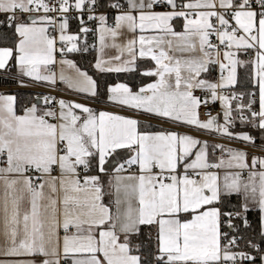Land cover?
Segmentation results:
<instances>
[{
    "label": "snow or ice",
    "instance_id": "obj_1",
    "mask_svg": "<svg viewBox=\"0 0 264 264\" xmlns=\"http://www.w3.org/2000/svg\"><path fill=\"white\" fill-rule=\"evenodd\" d=\"M0 74V264H264V0H0Z\"/></svg>",
    "mask_w": 264,
    "mask_h": 264
},
{
    "label": "trees",
    "instance_id": "obj_2",
    "mask_svg": "<svg viewBox=\"0 0 264 264\" xmlns=\"http://www.w3.org/2000/svg\"><path fill=\"white\" fill-rule=\"evenodd\" d=\"M73 30H75L74 27H73ZM90 40H91V37H90ZM94 55H95L94 52L91 53V54H89V53L74 54L70 58L74 59L82 67H88L89 62L92 61ZM239 72H240L241 79L243 80L244 79L245 70L244 69H240ZM0 75H2V74H0ZM110 78L114 80V79H116V76L112 75ZM124 78H125L124 74H121L120 79H124ZM15 91H20L22 93L32 92L30 90H15Z\"/></svg>",
    "mask_w": 264,
    "mask_h": 264
},
{
    "label": "built area",
    "instance_id": "obj_3",
    "mask_svg": "<svg viewBox=\"0 0 264 264\" xmlns=\"http://www.w3.org/2000/svg\"><path fill=\"white\" fill-rule=\"evenodd\" d=\"M0 90H7V91H15V90H30V91H42L43 89L37 87V88H27V89H17L15 84H3L2 81H0ZM219 105H216L212 108L211 114H215L217 111H219ZM205 116L209 115V112L207 110H204L203 113Z\"/></svg>",
    "mask_w": 264,
    "mask_h": 264
},
{
    "label": "crops",
    "instance_id": "obj_4",
    "mask_svg": "<svg viewBox=\"0 0 264 264\" xmlns=\"http://www.w3.org/2000/svg\"><path fill=\"white\" fill-rule=\"evenodd\" d=\"M218 73H216V72H214L213 73V76H216ZM203 139H209L210 140V142H211V137H209V136H204V137H202Z\"/></svg>",
    "mask_w": 264,
    "mask_h": 264
}]
</instances>
